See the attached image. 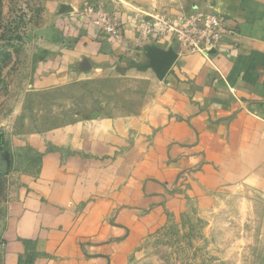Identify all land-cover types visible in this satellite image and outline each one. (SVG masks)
Wrapping results in <instances>:
<instances>
[{"label": "crops", "instance_id": "crops-1", "mask_svg": "<svg viewBox=\"0 0 264 264\" xmlns=\"http://www.w3.org/2000/svg\"><path fill=\"white\" fill-rule=\"evenodd\" d=\"M106 9L119 11L120 37L83 30L70 73L84 63L119 69L152 78L154 94L137 114L48 135L39 173L24 176L2 219L11 264L31 245L36 264H129L185 197L264 187V0H113ZM196 9L227 18L209 55L154 28ZM170 54L160 77L155 64Z\"/></svg>", "mask_w": 264, "mask_h": 264}, {"label": "rangeland", "instance_id": "rangeland-1", "mask_svg": "<svg viewBox=\"0 0 264 264\" xmlns=\"http://www.w3.org/2000/svg\"><path fill=\"white\" fill-rule=\"evenodd\" d=\"M112 1L2 0L0 264H11L2 219L24 176L39 173L51 149L45 146L48 135L77 122L137 114L154 94L152 78L119 69L84 63L79 73H70L66 57L81 32L102 34L98 16H118L106 9ZM63 5L72 10L62 12ZM200 191L154 223L129 264H264V187L244 183ZM36 252L29 246L13 264H36Z\"/></svg>", "mask_w": 264, "mask_h": 264}, {"label": "built area", "instance_id": "built-area-1", "mask_svg": "<svg viewBox=\"0 0 264 264\" xmlns=\"http://www.w3.org/2000/svg\"><path fill=\"white\" fill-rule=\"evenodd\" d=\"M226 22L225 15L196 9L177 17L164 16L154 24V28H158L159 32L173 33L181 46L191 52L209 55L220 43ZM97 24L104 36L120 37L121 24L116 14L100 15Z\"/></svg>", "mask_w": 264, "mask_h": 264}, {"label": "water", "instance_id": "water-1", "mask_svg": "<svg viewBox=\"0 0 264 264\" xmlns=\"http://www.w3.org/2000/svg\"><path fill=\"white\" fill-rule=\"evenodd\" d=\"M62 12L67 13L70 12L72 10V8L68 5H63L62 6ZM173 54L168 55L167 57H165L164 59H159L156 64H155V68L159 74L160 77H162L164 75V73L167 71V69L169 68V66L171 65L172 61H173Z\"/></svg>", "mask_w": 264, "mask_h": 264}, {"label": "trees", "instance_id": "trees-1", "mask_svg": "<svg viewBox=\"0 0 264 264\" xmlns=\"http://www.w3.org/2000/svg\"><path fill=\"white\" fill-rule=\"evenodd\" d=\"M2 0H0V26H1Z\"/></svg>", "mask_w": 264, "mask_h": 264}]
</instances>
